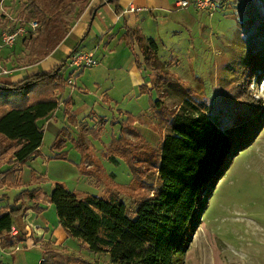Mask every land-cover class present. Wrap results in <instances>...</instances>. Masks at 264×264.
I'll return each mask as SVG.
<instances>
[{"label":"rangeland","instance_id":"rangeland-1","mask_svg":"<svg viewBox=\"0 0 264 264\" xmlns=\"http://www.w3.org/2000/svg\"><path fill=\"white\" fill-rule=\"evenodd\" d=\"M67 2L0 0V31L17 25L26 28V32L17 36L13 44L21 52L15 58L18 67L52 49L64 30V24L72 21L82 7V0ZM195 11L192 36L182 34L180 49H176L177 45L171 48L170 44V53L159 52V58L165 57L166 63L155 62L163 73L168 74L166 80L160 81L163 91L158 94L164 109L176 111L179 104L188 99L196 107L206 109L207 115L222 129L235 125L233 119L237 117H250L237 124V131L244 133L242 145L246 147L233 155L227 167L212 182L183 264H264V70L255 68L253 72H248L260 64L264 50V1L218 0L213 10L195 8ZM56 13L60 16L59 22L53 19ZM32 18H38L40 22L34 31L27 26ZM44 19L47 26L42 28ZM173 55L176 56L172 58ZM159 79L151 77V84ZM4 110L0 107V114ZM163 112L160 113L163 115ZM143 123L141 132L132 125L131 128L126 125H103L95 137L90 135L94 144L85 137L90 145L85 161L89 172L85 177L79 163L76 165L73 162L75 153L81 160L79 151L73 145H70L69 158L49 156L54 153L50 149L53 126L48 127L41 122L45 135L34 161L40 173L36 176L35 171H31L30 181L32 188L40 189L36 196L40 198L39 206L50 207L45 197L53 184L60 182L67 189L79 193L87 190L97 195L102 190L116 192L129 212L134 213L140 203V196L135 193H139L141 188L132 182L128 165L111 141L123 134L129 147L143 149L147 172L141 176L142 180L156 185L154 166L169 122L150 109ZM12 151L0 156V167L7 162ZM109 156H114L117 162H112ZM30 185L27 188L30 189ZM50 209L46 213L48 220L56 213L53 205ZM32 212L35 214V211ZM34 214L26 220L33 222ZM18 239L19 235L18 242H12L10 250L0 251L1 264H40L42 247L48 244L38 243V238L33 239V245ZM70 241L71 252L64 248L56 251L72 253L97 264L109 263L106 253H93L75 238Z\"/></svg>","mask_w":264,"mask_h":264},{"label":"trees","instance_id":"trees-1","mask_svg":"<svg viewBox=\"0 0 264 264\" xmlns=\"http://www.w3.org/2000/svg\"><path fill=\"white\" fill-rule=\"evenodd\" d=\"M66 1L70 3L74 0ZM88 1L82 0V7L73 20L85 9ZM108 2L116 4L117 0ZM53 19L56 22L61 20L58 13ZM42 22V28H45L47 22L45 19ZM70 22L64 24V30L55 45L64 37ZM124 37L128 42H138L143 65L150 70L151 77L159 79L162 76L153 84L154 89L158 90L160 81L166 80L168 74L155 65V42L151 38L141 41V34L135 28H127ZM48 52L45 51L43 55ZM261 56L260 64L248 72H253L255 68L264 70V50ZM64 65L65 61H62L49 71H38L17 81L0 84V97H4L0 100V107L5 109L0 114V156L13 150L7 160L11 166L0 172V187L23 186L14 196L13 203L0 207L1 247L13 244L14 241L4 236L12 226H16L23 237L24 225H21L20 218L28 209L35 212L42 210L36 198L40 189H29L27 186L30 184H22L19 172L28 159L40 152L44 131L38 120L58 107L56 90L62 91L69 84L61 73ZM143 87H140L142 91ZM19 99L25 100L16 102ZM149 102L155 114L164 116L165 121L169 122L154 166L157 184H147L142 180L141 176L147 172L143 149L129 147L123 134L113 137L111 141L128 165L132 182L141 188L139 193H135L140 196V203L134 213L129 212L116 192H108L103 196H77L60 182H55L47 195V201L54 206L58 224L66 235L79 240L93 253H106L109 256L108 264H183L212 182L227 167L233 155L246 147L242 145L244 133L237 131V124L246 121L249 115L233 119L235 125L222 129L207 115L206 109L196 107L188 99H184L173 112L164 109L159 97L155 100L150 98ZM161 111H164L163 115ZM103 121L101 118V124L93 127L80 125L76 137L62 127L51 143L50 149L54 151L52 157L66 159L67 152L62 149L69 140L81 155L79 164L82 173H88L89 169L84 167L83 162L90 152V146L84 136L92 134L95 137ZM129 121H132L130 115L125 122ZM109 159L117 162L114 156ZM24 198L32 201L33 205L25 207ZM18 201L20 203L16 206ZM43 254L40 264H97L72 253H61L49 246L44 247Z\"/></svg>","mask_w":264,"mask_h":264},{"label":"crops","instance_id":"crops-1","mask_svg":"<svg viewBox=\"0 0 264 264\" xmlns=\"http://www.w3.org/2000/svg\"><path fill=\"white\" fill-rule=\"evenodd\" d=\"M108 1L89 0L80 15L70 22L64 37L46 55L25 63L23 66H17L15 58L21 52L19 48L16 49V44L0 49L2 57L0 69L9 71L7 74L0 75V84L17 81L38 71H49L54 65L65 61L61 73L68 79L69 84L62 91L56 90L55 96L59 99L58 107L45 118L38 120L40 125L44 122L48 127L53 126L52 140L62 127L67 128L69 133L76 137L80 131V125L85 124L92 127L100 125L101 118L104 119L102 125H132L141 132L145 125L143 119L147 118L152 109L149 99H157L158 94L163 90L154 89L151 84V73L143 65L139 44L136 40L128 42L124 37L125 30L127 28L137 29L141 34V41L151 38L157 46L156 61L160 62H165V57L159 58L160 51L170 53L168 48L170 44H172L171 48L177 45L176 49H180L178 46L182 34L192 36V21L196 12L192 4L186 8H179L178 0H117L116 4ZM217 2L218 0H216V5ZM190 42L192 43V40ZM165 45L167 47H164ZM74 49L92 52L97 59L96 65L85 68L67 67L68 55ZM15 66L17 67L13 68ZM142 86H144L143 91L140 89ZM129 115L132 121L125 122ZM43 131H45L44 128ZM85 137L91 141V144H94L90 134L85 135L84 139ZM70 145L72 146V143L67 140L62 149L67 152L68 158L70 157ZM53 154L52 152L49 156L52 157ZM75 154L76 156L72 159L77 165L80 159L78 160V153ZM35 159L32 157L21 166L19 177L22 184H31V171H35L36 176L40 173L34 165ZM86 160L87 158L83 162L84 167H86ZM10 166L7 162L4 163L0 167V172ZM82 175L86 177L88 174L82 173ZM41 178L44 179L43 175ZM89 189L93 191V188L89 187ZM17 191L19 192L20 188L6 185L0 187V207L13 203ZM72 192L77 196L97 195L88 190L81 191L82 194L79 191ZM100 193L97 196L105 195L106 190ZM37 202L40 203V198H37ZM19 203L20 201L15 205ZM32 205V201H25V207ZM49 205L48 208L42 207L44 209L42 212L34 214L32 209H28L22 215L20 223L24 225L25 234L23 237L19 236L23 242L30 243L34 241V238H38V243H46L54 250L64 248L71 252L68 243L72 238L68 237L58 224L56 213L48 220L46 213L51 210L52 204L49 203ZM31 214H34V220L28 222L26 219L32 217ZM4 236L9 240L7 232ZM10 247L11 245L0 246V251L6 252L7 249H11ZM43 252L42 247L41 259Z\"/></svg>","mask_w":264,"mask_h":264},{"label":"built area","instance_id":"built-area-1","mask_svg":"<svg viewBox=\"0 0 264 264\" xmlns=\"http://www.w3.org/2000/svg\"><path fill=\"white\" fill-rule=\"evenodd\" d=\"M190 4L195 8L204 10H213L216 7V0H178L177 6L179 8H186ZM38 18H32L28 21L27 26L30 31H34L39 26ZM26 32V28L22 25H17L13 29H4L0 31V49L3 47H11L17 39V36L22 35ZM97 59L94 57L92 52H87L84 50L77 49L68 56V61L66 63L67 67L72 68H85L96 65ZM9 71L7 69H0V75L7 74ZM9 239L14 242H18L17 236L20 235L19 231L15 227H11L7 232ZM20 238V236H19ZM34 242H30L33 245ZM17 249V246H16Z\"/></svg>","mask_w":264,"mask_h":264}]
</instances>
